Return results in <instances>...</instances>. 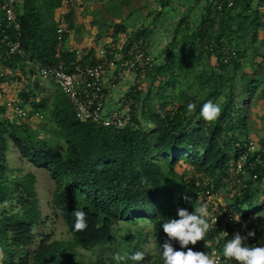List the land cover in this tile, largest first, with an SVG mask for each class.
Segmentation results:
<instances>
[{"label": "trees", "instance_id": "trees-1", "mask_svg": "<svg viewBox=\"0 0 264 264\" xmlns=\"http://www.w3.org/2000/svg\"><path fill=\"white\" fill-rule=\"evenodd\" d=\"M62 1L23 0L16 4L20 40L27 54L19 67L25 75L29 73L25 70L27 63L35 68L74 58L67 49L61 50L60 57L55 55V11ZM141 1L116 0L114 7L122 5L129 9L128 14L138 8L147 10L148 4ZM194 1L201 3L195 28L188 26L186 15L179 17L161 58L138 71L143 72L144 81L126 94L132 100V119L124 128L79 120L58 87L41 103L36 102L35 93L25 89L19 93L24 103L42 113L41 123L9 121L0 111V264H115L113 253L106 262H86L78 248L91 250L108 245L115 241L117 223L144 219L151 226L156 255L145 254L140 262L128 259L129 253L142 251L145 237L137 232L133 243L127 239L128 250L118 251L125 257L120 264H163L160 244L166 234L161 223L175 217L177 207L192 211V206L199 205L190 191H173L172 184L184 181L177 175L176 166L185 163L182 168L191 167L214 187L231 180L234 164L249 141L246 111L257 94L264 102V0ZM156 2L159 14L171 0ZM72 18L69 6L70 28ZM149 34L146 26L135 29L124 49L133 36L147 39ZM245 37L262 48L260 59L245 58L246 51L236 48ZM81 62L86 64L87 58ZM243 62L247 68L242 69ZM155 81L157 86L152 91L150 84ZM151 97L157 99L156 104H150ZM206 100L221 107L215 121L199 118V107ZM189 101L196 104L190 115L185 109ZM8 148L16 152L17 161L23 158L31 167L47 170L52 188L46 207L62 219L68 238L53 237L51 229H46L49 214L42 211L34 187L37 175L34 170L10 166ZM253 161L249 153L244 172L236 175L243 176L252 190L243 174L248 171L261 184L264 176L259 164L249 165ZM231 203L241 216L255 213L242 214L241 207L253 203L247 190L241 196L234 191ZM77 208L86 212L88 222L79 232L72 230L73 211ZM41 226L46 230L41 231ZM30 245L33 248L28 252ZM189 247L205 251L202 239Z\"/></svg>", "mask_w": 264, "mask_h": 264}, {"label": "built area", "instance_id": "built-area-1", "mask_svg": "<svg viewBox=\"0 0 264 264\" xmlns=\"http://www.w3.org/2000/svg\"><path fill=\"white\" fill-rule=\"evenodd\" d=\"M16 4L14 0H0V111L9 121L27 122L33 125L41 123L43 116L37 108L24 103L19 95L21 89H26V75L22 73L19 65L27 54L20 40L21 32ZM67 4L68 0H63L61 6L55 11L58 36L55 52L57 57H60L65 39L71 31L67 20ZM130 35L131 33L128 34ZM147 42L148 39L142 36H133L129 47L125 49L124 56L118 53L116 44L104 43L97 52L89 47L74 46L69 49L74 55L73 59L68 61L59 59L55 64L35 68L31 63H27L25 70L29 72L34 68L40 78L50 79L68 97L74 114L79 120H90L104 127L120 129L131 122L132 100L125 92L115 103L108 105L107 90L115 89L119 85L125 71L136 73L153 62ZM231 53L234 54L233 49ZM84 58H87L86 64L81 62ZM249 153L254 159L249 165L259 164L264 174V145L259 144L257 140L249 139L247 146L234 164L235 176L230 180L239 186L237 196L243 195L247 190L251 197V186L248 187L243 176H236L244 172L243 166ZM261 181L264 186V176L261 177ZM202 183L204 184L200 190L198 202L199 205H206L210 225L202 239L205 252L220 256V264H236L234 260H224L222 257V246L225 240L231 239L234 232L246 235L249 230H252L255 235L249 236L246 242L252 246L264 243V220L255 213L241 216L235 204H224L216 198L214 186L209 180ZM254 193L257 195L256 191Z\"/></svg>", "mask_w": 264, "mask_h": 264}, {"label": "rangeland", "instance_id": "rangeland-1", "mask_svg": "<svg viewBox=\"0 0 264 264\" xmlns=\"http://www.w3.org/2000/svg\"><path fill=\"white\" fill-rule=\"evenodd\" d=\"M144 3L148 4L147 10H139L138 8L137 10L131 12V14H128V8L122 5L114 7L117 4L116 0H68V8L69 6L72 7L74 16L77 17V20H80V22L83 24V28L92 30L93 34L96 32L94 34L95 36L91 39V42L93 41L91 44L87 45L86 42L85 44H81L78 41H72L69 43V45L73 47L79 46L89 48L94 46L92 49L93 51L97 52V49L104 43L116 44L118 53L124 56L125 49L123 48V44L126 41L128 32H133L135 29H138L141 26H145L143 25V23L145 22H152L151 25L156 30L155 34H153V46L156 48V50H159L160 48L164 49L166 46H168L170 42L169 40H171L173 28L176 25L178 18H176L175 20L173 18H169V20H149L151 18V14L157 8V2L156 0H142L140 2V4ZM199 9L200 6L196 8L194 17H191V19L187 21L188 26H190L191 30H193L198 23L197 13ZM162 31L163 34L161 33ZM195 43L197 44V41H195ZM148 44L149 40L147 42V45ZM236 48L238 50L246 51L247 55L245 56V58L254 56L257 60L260 59L259 52L262 48L253 46L248 37L239 40L237 42ZM173 50L174 52H177L178 49L174 48ZM162 52L161 54L154 53L158 56L154 58L153 62L155 61L156 63V61L161 58L160 56L162 55ZM203 55H205L204 50ZM245 65L246 63L243 62L242 69L247 68ZM228 72H231V68H228ZM25 78L26 91L29 93H35V100L38 103H41L42 98H50L56 87V85L52 81L49 82L48 80V82H45L47 80L40 79L34 68L29 70V73ZM140 79H142V77H140ZM235 79L238 82V73ZM140 82L143 83L142 81ZM156 86V81L150 84L152 91L156 89ZM150 102H152L150 104H156L157 99H155V97H151ZM171 105L173 106L172 103ZM246 113L249 139L257 140L260 144V139L264 138V102L263 98L260 97L259 94H257L256 97L251 100L250 106L247 109ZM16 155V152H14L13 154V150L11 148H8L6 156L10 166H17L18 168H21L23 170H34L37 175L34 187L39 199L41 200L42 211L49 214L48 227L46 229H51L53 237L62 239L68 238L69 234L62 219L53 216L52 213H50V211L48 210V205L46 207V201L50 197V189L52 188V181L47 174V170H45L44 168L31 167L29 161L23 158L17 161ZM183 166H185V163L178 164L176 166V173L177 175L184 177V183L182 182V184L179 185L178 183L172 184V189L175 192L177 190L190 191L191 197H194L197 200L199 197V193L201 194L200 190L204 184L202 182L208 181V179H206L204 176L201 178V176L198 173H195L191 167L182 168ZM243 175L246 180L251 182L253 186V190L250 189L253 203L249 204L248 206L241 207L242 214L246 212H252L254 210L255 214L257 216H260L259 218L261 220H264V186H262L261 183L255 181V177H250L248 175V171ZM233 176H235L234 173L231 176V180ZM234 191H239V186L232 181L224 180L214 187L216 198L224 204L231 203V197ZM254 191L257 192V195L256 193H254ZM40 229L41 231L46 230L45 227L42 226L40 227ZM114 230L115 241H112L110 244L96 247L91 250L78 248V251L82 253L81 258L86 262H95L97 260H99V262H106V257L112 255V253L114 254L118 251H127L128 247H126V244L128 243V241H130V243L134 242V240L137 238V232L142 233L145 237L141 241V250L144 251L146 255H156L157 249L153 242L151 226L147 220H137L136 222L120 221L114 226ZM113 243L117 244V248H115L116 244ZM32 248L33 246L30 245L26 250L28 252H31ZM2 262L3 260L1 258L0 263Z\"/></svg>", "mask_w": 264, "mask_h": 264}, {"label": "clouds", "instance_id": "clouds-1", "mask_svg": "<svg viewBox=\"0 0 264 264\" xmlns=\"http://www.w3.org/2000/svg\"><path fill=\"white\" fill-rule=\"evenodd\" d=\"M186 113L192 114L196 104L189 101L185 105ZM221 112L219 104L211 100L204 101L199 107V118L207 122L217 120ZM188 199V197H183ZM189 211L186 207H177L175 217H170L161 223L163 233L166 234L164 241L160 244V256L163 264H220V256L209 255L208 252L194 250L189 245H195L197 241L204 239L209 230V212L205 204L192 206ZM74 221L72 230L83 231L87 227L86 212L77 208L73 211ZM255 232L249 230L246 235L234 232L231 239L225 240L222 246V257L224 260H234L236 264H264V243L255 246L247 243L249 236ZM173 241L179 247H175ZM144 251L131 252L128 259L140 262L144 259ZM115 264H120L125 259L118 252L113 254Z\"/></svg>", "mask_w": 264, "mask_h": 264}, {"label": "crops", "instance_id": "crops-1", "mask_svg": "<svg viewBox=\"0 0 264 264\" xmlns=\"http://www.w3.org/2000/svg\"><path fill=\"white\" fill-rule=\"evenodd\" d=\"M198 6H201V3L195 2L194 0H171V3L169 5H167L165 8L161 9L159 14H158L159 7L157 6L156 10L151 14V18L149 20H155L153 18L157 14H158V17L156 20H158V19L159 20H169V18H171V19L173 18L175 20L176 18H179L183 15H186V17L190 20L191 17H194V15H195L194 13L196 12V8ZM72 21H73V25L70 28L71 31L69 33V36L65 39V42H64L63 47H62L63 50H65V49L69 50L71 47H73V46L69 45V43L72 41H78L81 44H85V42H86L87 45L91 44L93 42V41L91 42V39L95 36L94 34L96 33L95 32L93 34L92 30L83 28V26H82L83 24L80 22V20H77L76 16H74V11H73ZM151 23L152 22H145V23H143V25L148 27V29L150 31V34L148 37L149 44L147 45V48H148L150 55L152 56V59H154L156 56H158L154 53H157V54L160 53L161 54V52L163 51L162 50L163 48L156 50V48L153 46V43H152L153 38H154L153 34H155L156 30L153 28ZM130 33L131 32H128V34H130ZM161 33L163 34V31ZM164 36H165V34H164ZM93 47L94 46H92L91 48H93ZM139 75H140V77H142V79H140ZM40 79L47 80L45 82H48V80H49V82L51 81L50 79H44V78H40ZM140 81H142V82L144 81L143 72L134 73L131 71H125L120 78L119 85L115 89L107 90L108 105L115 103V101L122 94H124L125 92H128L131 89V87H133V85L139 83ZM262 142H264V138L260 139V144H264Z\"/></svg>", "mask_w": 264, "mask_h": 264}, {"label": "water", "instance_id": "water-1", "mask_svg": "<svg viewBox=\"0 0 264 264\" xmlns=\"http://www.w3.org/2000/svg\"><path fill=\"white\" fill-rule=\"evenodd\" d=\"M17 4H22L23 0H14Z\"/></svg>", "mask_w": 264, "mask_h": 264}]
</instances>
